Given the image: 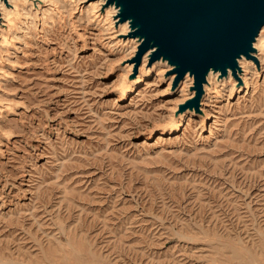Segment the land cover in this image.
<instances>
[{
	"label": "rangeland",
	"instance_id": "374dc122",
	"mask_svg": "<svg viewBox=\"0 0 264 264\" xmlns=\"http://www.w3.org/2000/svg\"><path fill=\"white\" fill-rule=\"evenodd\" d=\"M78 12L0 51V264H264V73L169 133L182 79L122 96L146 51Z\"/></svg>",
	"mask_w": 264,
	"mask_h": 264
},
{
	"label": "water",
	"instance_id": "95a60500",
	"mask_svg": "<svg viewBox=\"0 0 264 264\" xmlns=\"http://www.w3.org/2000/svg\"><path fill=\"white\" fill-rule=\"evenodd\" d=\"M118 16L129 21L140 38L138 60L152 49L150 62L163 59L174 65L175 84L190 72L195 96L181 104L200 110L210 69L227 74L240 69L238 60L250 56L264 24V0H107Z\"/></svg>",
	"mask_w": 264,
	"mask_h": 264
},
{
	"label": "bare ground",
	"instance_id": "6f19581e",
	"mask_svg": "<svg viewBox=\"0 0 264 264\" xmlns=\"http://www.w3.org/2000/svg\"><path fill=\"white\" fill-rule=\"evenodd\" d=\"M83 1L88 3V5L86 6V3L83 4ZM88 1L89 0H0V38H2L0 40V51L3 54H7L11 50L9 47H4L3 45L7 42L6 35L14 32V36L17 39H21L27 36L26 34L29 31H37L38 22L36 21V16L39 17L41 14V32L43 33L44 27L48 26L49 22L54 25L57 24V22H55L57 18L59 22L61 20H65L66 22L67 18L71 23L72 21L70 18L74 15V12L80 10L75 18L77 23L85 19L89 22L97 21L99 25L103 26L102 23L104 22L108 25V27L104 25V30H111L108 34L113 44H119L118 48L121 46L119 49L125 52V55H129V58L133 57L134 51L140 44V38L131 34L132 29L129 21L120 20L118 16V7L115 4H108L107 0ZM117 22H119L118 27L115 26ZM14 30H20V32ZM257 34V38L253 43L254 50L251 52L250 56L242 55L239 58L238 64L240 69L236 73L230 68L227 74L223 75H221L220 71H214L213 69L209 70L207 81L203 85L204 93L200 100V107L203 114L196 113L194 109L191 108L176 113L177 104H175L174 109L171 111V116L168 117L169 120L163 124V130L169 131V133L178 131L183 121L188 117L191 118L190 116H192V114L201 117L200 121H202V118L205 119L206 115L209 114L207 105L211 99L223 97V95L227 93L231 94L234 88L235 92H241L243 89L248 88L251 81L254 80V76L257 78L258 73L260 75L264 73V24ZM151 51L152 49H149L145 52L138 74L134 78H130L133 64L127 63L122 66L123 68H121V71L123 76L120 78V91L122 96L129 93L132 87L142 80L144 75L155 72L156 76L159 77V75L161 76L162 74L163 77L166 71L174 68V65L168 63L167 60L157 59L150 62ZM3 68L0 59V75L4 73ZM176 77L177 73L171 71L167 82L170 80L171 84ZM193 82L194 76L191 75L190 72H187L176 89L178 91L181 87L180 93L182 94V98L188 96L186 98L188 99L196 94V90L192 88ZM168 87L169 83H167V88ZM186 99L180 102H184ZM6 110V108L0 106V112Z\"/></svg>",
	"mask_w": 264,
	"mask_h": 264
}]
</instances>
